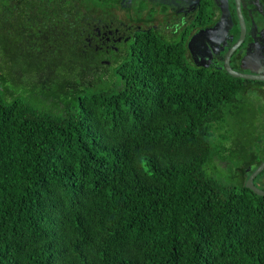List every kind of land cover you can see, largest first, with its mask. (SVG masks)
I'll use <instances>...</instances> for the list:
<instances>
[{"label": "trees", "instance_id": "16d2710c", "mask_svg": "<svg viewBox=\"0 0 264 264\" xmlns=\"http://www.w3.org/2000/svg\"><path fill=\"white\" fill-rule=\"evenodd\" d=\"M45 6L41 31L16 14L37 40L30 91L0 70V264H264V196L208 170L238 87L264 82L153 39L109 71L86 39L103 0Z\"/></svg>", "mask_w": 264, "mask_h": 264}, {"label": "flooded vegetation", "instance_id": "af4514ba", "mask_svg": "<svg viewBox=\"0 0 264 264\" xmlns=\"http://www.w3.org/2000/svg\"><path fill=\"white\" fill-rule=\"evenodd\" d=\"M44 1L46 4V0H25L22 3L11 0L9 23L20 20L19 15L22 22L33 26L38 24L41 31L46 22L47 7ZM40 2L43 5L36 7L35 4ZM103 2V18H93L96 21L91 23V31L86 39L89 47L107 64L109 71L129 59L132 47L153 39L167 48L174 46L177 57L184 59L190 67L226 71V55L238 44L230 56L231 68L250 76L264 74V0ZM20 5H24L23 8ZM235 96L236 128L248 134L243 137L233 135L221 154L231 152L243 158L236 170L244 179L247 175L248 180L264 162V84H242ZM244 108L249 111L248 118L242 115ZM254 184L264 190V169L254 177Z\"/></svg>", "mask_w": 264, "mask_h": 264}, {"label": "rangeland", "instance_id": "374dc122", "mask_svg": "<svg viewBox=\"0 0 264 264\" xmlns=\"http://www.w3.org/2000/svg\"><path fill=\"white\" fill-rule=\"evenodd\" d=\"M14 23V24H13ZM11 27L8 26L9 21H6L4 14H0V70L7 74V85L14 93H28L29 78L32 72L39 67V58L36 51H27L26 46L30 45L33 38L30 39L31 33H23L21 29L24 27L14 21ZM34 41H37L34 38ZM1 72V74H3ZM5 77V76H3ZM33 82L37 78V75L31 76ZM37 82V81H36ZM242 115H246L248 118L249 111L246 108L242 109ZM245 126L248 127L247 124ZM235 134H240L242 137L248 134L247 131H242L236 128L235 118L232 126L229 128L228 141L232 139ZM220 141V140H219ZM226 139L222 140V148L225 150ZM220 158H226L224 165H221L218 161H214L209 165V172L223 179V181L235 185L237 188L242 187L243 183H247V175L245 179L238 174L236 166L243 160L236 154H219Z\"/></svg>", "mask_w": 264, "mask_h": 264}, {"label": "water", "instance_id": "95a60500", "mask_svg": "<svg viewBox=\"0 0 264 264\" xmlns=\"http://www.w3.org/2000/svg\"><path fill=\"white\" fill-rule=\"evenodd\" d=\"M242 20V19H241ZM243 23V20H242ZM238 44H236L233 48H231L228 51V54L226 55V60H225V65H226V69L228 70V72L235 76V77H246V78H252V79H257V80H264V74H260V75H256V76H250V75H245L242 73H238L236 71H234L231 66H230V56L233 53V50H235V48L237 47ZM264 169V162L257 168V170L248 178L246 186L250 189H252L255 193L264 196V190L259 189L258 187L255 186L254 184V177L260 173L262 170Z\"/></svg>", "mask_w": 264, "mask_h": 264}]
</instances>
